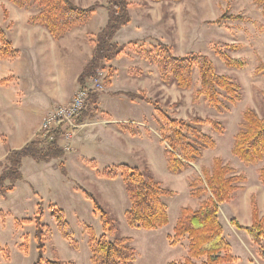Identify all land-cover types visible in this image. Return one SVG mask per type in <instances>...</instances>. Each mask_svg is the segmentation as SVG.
Instances as JSON below:
<instances>
[{"label":"rangeland","instance_id":"rangeland-1","mask_svg":"<svg viewBox=\"0 0 264 264\" xmlns=\"http://www.w3.org/2000/svg\"><path fill=\"white\" fill-rule=\"evenodd\" d=\"M72 1L83 8L94 4L99 5V8L84 26L70 30L59 40L53 39L46 28L31 23L30 18L39 11L35 5L13 8L9 0L0 1V28L5 32L13 48L19 52L17 59L0 61L15 62V73L21 76L19 87L21 90L28 91L24 95L27 105L35 106L50 100V89L54 93L58 92L59 100L64 97L65 103L55 105L47 118L57 108L67 107L80 93L81 88L78 84H74L91 59L95 36L104 27L107 19L106 0ZM127 2L130 4L128 12L131 21L123 26L114 38L119 45H125L124 52L116 59L104 63L105 69H98L96 78H89L83 85V88H91L89 94L95 92L99 96L97 103L99 111L96 116L102 117L101 120L104 121L106 119L118 121L117 125L110 126L108 129L112 130V138L122 146L121 148L124 151L130 146L142 149L138 154L123 153L122 156L139 158L136 167L140 170L152 171L156 181L161 182L167 190L174 192L172 196L163 197L165 204L169 206L171 219L180 206L186 205L185 203H191L192 206L198 204L188 199V181L201 177V168L208 166L215 156L221 157L225 163L232 166L236 174L244 176L245 181L239 183L243 189L246 188L240 194L241 203H245L247 193L250 192L264 204V186L259 182L257 175V170L264 165V160L255 165H245L233 156L231 151L242 112L245 109H252L258 116H264L262 96L264 74L255 72L256 67L264 63V16H262L261 9L254 3V0H180L177 2L127 0ZM3 9L8 13L6 17L3 15ZM236 16L239 18H234ZM217 20H219L218 23H216ZM133 41L135 44H131ZM219 43L240 46L237 49L225 48L222 51L233 59L241 60L242 68L228 67L217 56L215 51ZM159 45L170 47L173 55L178 57L189 53L206 56L214 65L218 75L230 78L240 87V100L231 105L223 98L224 92L219 91L220 100L228 107V110L220 108V111H217L202 94L198 93L201 86L196 67L193 68L192 85L189 89H178L171 75L163 79L157 64ZM145 53L149 56L147 57ZM109 67L115 71L110 79V85L104 86V78L107 76ZM6 72L0 67V78L3 79L5 76V78L15 79ZM27 75H30L29 79H32L34 85H25ZM141 91H145L147 98L157 101L159 108L172 118L187 120L189 117H200L218 121L223 127L222 133L213 131L209 126L201 128L202 132L214 139L215 149L204 152L202 159L191 163L181 174L170 173L167 170L164 155L166 145L162 143L159 134V125L162 121L154 107L142 101L129 100L121 94L138 95ZM116 93L120 95H115ZM87 99L86 109H89L91 106ZM80 118L76 120L77 127L67 128L65 125L62 127L66 128L63 131V137L58 141L64 153H68L67 166H69L71 178L57 169L43 173L40 169L42 164L34 161V164L39 167H32L27 163L30 162L28 159L23 172L31 180L29 181L34 189L39 191L38 194H35L33 189L30 192V187L26 186V183L18 182L16 191L14 189L0 197V248H5L9 252V257L6 259L0 251V264H33L35 262L37 258L36 243L33 238L35 225L33 223L20 224L19 228H16L15 222L26 218L33 219L38 203H41L43 208L42 222L52 231L53 246L49 247V244H46L44 259L52 261L56 255L66 263L91 264L84 227H92L96 235H100L102 229L91 202L83 196L79 187L93 193L101 203H104L105 207L115 213L119 220V236L134 239L133 247L136 251L134 264H164L175 260V251L168 246L171 242L167 243L164 236L170 232L171 226L162 230L148 231L130 228L127 225L123 212L129 200L122 180L106 179L100 177L97 172L100 173L104 168L129 163L122 160V157L109 156L114 155L117 150L108 155L101 152V150H106V146L101 141H107L106 129L101 125L102 122L97 125V133L100 132L99 142L96 138L94 141L90 139L87 142L81 135L76 137V140L72 139L75 131L79 130L83 123L90 121L85 118L82 124H78L77 121ZM96 120L100 121V119ZM5 123L10 126L7 121ZM121 125L132 128L137 133L136 136L122 131ZM113 130L129 135L118 136ZM43 131L41 128L38 133ZM0 144L3 148L1 142ZM74 147L75 152H73ZM78 155L95 160L97 169H92L87 164L89 160L78 158ZM4 159L5 157L0 161L1 164H5ZM131 165L134 166V164ZM1 171L2 167L0 173ZM206 198L207 195H203L198 202ZM50 204L56 205L65 213L66 220L73 230V239L77 242V249L71 248L70 243L61 237L49 215L48 206ZM175 204L177 206L173 209ZM242 206L241 204V208ZM229 210V205L223 208L228 217L237 218L243 226L238 221L237 223L245 227L243 221L246 217L243 212L229 215ZM219 213L220 216L223 215L220 205ZM231 218H228L229 222L228 220L226 222L223 216L221 218L225 226L226 237L233 244H243L239 236L238 238L229 236L228 225ZM25 237H27L29 248L27 254L19 249ZM261 244L264 246V240ZM256 246L260 259H254L252 264H264V258L259 255V246ZM247 263L250 264V262Z\"/></svg>","mask_w":264,"mask_h":264},{"label":"trees","instance_id":"trees-1","mask_svg":"<svg viewBox=\"0 0 264 264\" xmlns=\"http://www.w3.org/2000/svg\"><path fill=\"white\" fill-rule=\"evenodd\" d=\"M180 1V0H151ZM14 6L19 8L33 4L39 11L30 18L31 23L47 29L49 35L55 39H61L67 32L74 28L84 26L95 14L99 5L94 4L83 8L72 0H9ZM254 3L261 9L264 16V0H254ZM130 4L127 0H106L107 19L104 27L95 36V45L91 59L85 65L82 72L77 77V84L83 88L86 80L96 78L97 70H104L105 64L116 59L124 52L125 45H119L114 41L116 33L126 26L131 17L128 12ZM3 15H8L3 9ZM224 17V16H222ZM234 18H239L236 16ZM219 20L216 21L218 23ZM135 44V42H131ZM239 45H227L219 43L215 51L217 56L225 62L228 67L242 68L241 60L233 59L222 50L237 49ZM158 68L163 79L169 75L178 89H189L192 85L193 68H197L202 94L208 103L217 111L220 108L228 110L220 100V92H224L223 98L231 105L240 100V87L233 83L230 78L218 75L215 67L206 56L189 53L186 56H174L170 47L159 45ZM148 57L149 54L145 53ZM19 57V52L13 48L5 32L0 28V60H14ZM115 70L109 67L103 85L109 86L110 79ZM135 71V70H131ZM255 72L264 74V63H260ZM15 79L13 77L0 79V86L6 85ZM220 91V92H219ZM129 100H138L154 107L162 123L159 125V134L162 143L166 145L164 155L166 157L167 170L174 174H181L186 168L198 160L202 159L203 153L215 149L214 139L202 132L201 128L209 126L217 133L223 132L222 125L213 119L200 117H189L187 120L170 117L159 108V103L149 99L145 91L138 95L132 93H121ZM115 95H120L116 93ZM264 100V93L262 94ZM98 94H89V105L85 112L79 117L78 124L83 123V119H93L99 108ZM122 131L128 132L131 136H136V132L129 126H120ZM64 130L61 125L55 127L48 133H38L33 140L28 142L19 150H9L5 156V164L0 163L2 171L0 173V197L13 191L19 181H23L21 173L22 161L30 158L37 163H48L52 160H60L58 167L63 175H67L63 162L64 151L59 146L58 141L63 137ZM3 142L5 138L1 137ZM232 154L245 165H255L264 160V116H258L252 109H245L240 118L239 129L234 137ZM87 164L92 169H97L94 161ZM100 177L106 179H116L120 177L125 193L129 200V208L124 212V218L130 228L140 230H157L168 224L167 207L163 202V197L174 195V192L167 190L161 182L154 179L150 170H140L127 164H119L115 167L104 168ZM258 180L264 186V165L257 170ZM242 174H236L235 169L225 163L221 157L215 156L211 160L209 167L201 168V177L190 179L188 182L190 196L199 199L203 195L207 198L202 200L197 209L182 207L176 224L173 228V236L167 239L172 245L177 244L182 238L187 237L189 241L188 256L179 262L168 264H196L194 260L205 258L202 264H223L233 263L235 258L230 254V246L224 240L222 226L219 223V205L227 203L235 191L243 187L239 183L244 182ZM83 196L91 202L93 211L99 217L102 232L96 235L93 228L85 226L87 234V245L90 251L91 264H134L136 251L132 246L131 237H121L118 235V220L101 203L97 197L83 188H78ZM251 225L249 227L240 226L235 219L230 224L239 230H244L251 241L259 246V255L264 258V214L259 215L256 198L254 194L250 196ZM49 215L53 219L61 237L70 243L71 248L77 249V242L73 239L74 233L66 220L65 213L54 204L48 206ZM42 204L36 206V214L33 219L16 220L15 226L20 224L35 225L34 241L36 243L37 258L33 264H72L64 262L54 255L53 260H45L44 253L46 244L53 246L51 241L52 231L42 222ZM54 248V247H53ZM19 249L28 253L27 237ZM3 256L8 259L9 252L5 248H0Z\"/></svg>","mask_w":264,"mask_h":264},{"label":"crops","instance_id":"crops-1","mask_svg":"<svg viewBox=\"0 0 264 264\" xmlns=\"http://www.w3.org/2000/svg\"><path fill=\"white\" fill-rule=\"evenodd\" d=\"M10 4H11V2H10ZM11 5L13 8H15V6L13 4H11ZM0 6H1V4H0ZM0 67L3 68L5 71H7L6 74L10 73L11 76L15 77L14 81H12L6 85L0 86V142L3 145V148H2L1 144H0V161H2V159L6 156V154L9 150H19L24 145H26L28 142L33 140L35 138V136L38 134L39 130L41 129V126H42L43 122L45 121V119L47 118V116L52 112L54 106L57 105L58 103L59 104L65 103L64 102L65 100H64V97H61L62 99L59 100L57 98L58 92L54 93L49 88L50 89V95H51L50 100L45 101L42 104H37L35 106L31 105V104L27 105L24 95L27 94L28 91L27 90H21V87H19L20 83H21V76H19L15 73V62L14 61H11V62L0 61ZM4 78H5V76H4ZM26 78H27V80L25 81V85H30V84L34 85L32 79L31 80L29 79V78H31L30 75H27ZM0 79H2V78H0ZM33 80H34V78H33ZM76 84H77V82H75L74 85H76ZM17 87H19V88H17ZM30 93H31V91H30ZM99 107H100V105H99ZM96 119H100V121H98ZM101 119H102V117L98 118L96 116L93 120L86 121L85 123H83L81 125V128H79V130H76L75 133L72 135V137L74 136V138H72V139L76 140V137L81 135V137H85L84 139L87 142L90 139H92L94 141V138H96V141L99 142L98 134L100 132L97 133V130H98L97 125L102 122L101 125H103V127L106 129L105 134L107 137V141H105V140L101 141V143H103L104 146H106V150L105 151L101 150V152L108 155V154L114 153L117 150V152H115L114 155H109V156H113V157L118 156L119 158L122 157L123 158L122 160H125V162L129 163L128 165L132 166L131 164H134L133 167H136V163H137V160H139V158L136 159L135 156L131 157V156H125V155L122 156V155H123V153L132 154L133 152L138 154V152L142 151V149L141 148H132V146H130V147H127L126 150L124 151L121 148L122 146H120V144H118L116 142V140H114L112 138V134H111L112 130L108 129V127H110V126H115V124L117 125L118 121H116L115 119H106L105 121L101 120ZM5 121L10 123V126H7ZM112 129H114V128H112ZM113 132L116 133L118 136L129 135L128 133H125V132L123 133L121 131L117 132L116 130H113ZM1 137L5 138V140H4L5 142H3V140L1 141ZM138 138H140V137H138ZM75 151H76V149L74 147L73 152H75ZM70 155H71V153L69 154V156ZM81 157L87 159L83 155H78V158H81ZM28 159L30 162H27V163L30 166L39 167L37 164H34L35 163L34 160H32L30 158H25L22 162V165H21V173L23 175V181H19V183H22V182L26 183L27 184L26 186L30 187V192H32V189H33L34 193L38 194L39 191L34 189L32 183L30 182L31 180L28 179L23 172L24 165ZM67 159H68V153H65L63 162H64L65 167H66L67 176L70 177V169H69V166H67V162H68ZM87 160H89V159H87ZM89 161H91V160H89ZM94 162H95V160H94ZM39 164H42L40 169L43 170V173L44 172L49 173V172H52L53 170H56V169L59 171V167H58L59 160H52L51 162H48V163H39ZM210 164H211V162L206 167H209ZM40 169H37V170H40ZM151 173H152V171H151ZM117 179L121 180L120 177H117ZM17 187H18V182L15 185V191L17 190ZM186 190H187V186H186ZM245 190H246V188H244V189L242 188L241 190L235 191L233 193L231 199L227 203L220 205L221 209H222V213H223L222 216H223V218H225L226 222H227V220L229 222L228 218H231V217H228L224 213L223 208L229 205V207H230V210L228 213L229 215H230V213L232 215L233 213L242 211L244 216L246 217L245 221H243V223H245L244 224L245 227L251 225L252 221H251L250 196L253 193H250V192L247 193V196L245 198V203L243 204V203H241L242 199H240V194L243 193ZM188 195H189L188 199L190 201L191 200L196 201V203H198V204H196V206H192L191 203L190 204L185 203L186 205L180 206L178 208V210L175 212V215L172 219L170 218V214L168 211L169 206L167 204H165L167 207L168 224L166 226L160 228V229H157V230H162V229H165L166 227L171 226L170 232H167L164 235L167 243L169 241L167 238L169 236H173V228H174L176 221L178 219L180 209L182 207H187V206L191 207L192 209L198 208L200 201L198 202V199L192 198L190 196L189 192H188ZM163 202H164V200H163ZM256 202H257V209H258L259 215L262 216L264 214V204H263V202H260L257 199H256ZM241 204L243 205L242 208H241ZM103 205H104V203H103ZM176 206L177 205L175 204V207H173V209L176 208ZM105 208L114 217L117 218L115 213L110 208H108V207H105ZM128 208H129V204L126 207V209L124 210V212ZM222 216H220V213H218V219H219V222L223 228V238L230 246L231 256L235 258V261L233 263H223V264H248L247 262H250V264H252L254 259L259 260L260 258L258 256V248L250 240L249 236L247 235V233L245 231L238 230L229 224L228 225L229 236L230 237L233 236L235 238H238V236H239L240 238H242L243 244H233L232 241H229V239H227L226 234H225V226H224L222 219H221ZM231 219H235L236 221H238L237 218H231ZM117 220H118V218H117ZM118 224H119V220H118ZM239 224L242 225L240 222H239ZM241 235H242V237H241ZM125 237H128V236H125ZM131 244L133 246L134 239H133ZM168 246H170L171 249H174L175 254H176L175 255L176 259L171 260V261H167L164 264H168L170 262L183 261V259H185L188 256L187 252H188L189 241H188L187 237L182 238L177 244H174V245L168 244ZM194 261L196 264H202V262L205 261V258H201L199 260H194ZM263 262H264V260H263Z\"/></svg>","mask_w":264,"mask_h":264},{"label":"built area","instance_id":"built-area-1","mask_svg":"<svg viewBox=\"0 0 264 264\" xmlns=\"http://www.w3.org/2000/svg\"><path fill=\"white\" fill-rule=\"evenodd\" d=\"M90 90V87L81 88L80 93L72 101V103H70L67 107L57 108L56 111L48 118H46L43 122L41 126V128L44 130L43 132L48 133L55 127H58L59 124H61V127H63L64 125L67 126V128L77 127L75 125L76 120L82 115V111L86 109V99L88 98L87 100L89 101ZM67 124H69L70 126H68ZM65 128H62V130H64Z\"/></svg>","mask_w":264,"mask_h":264}]
</instances>
